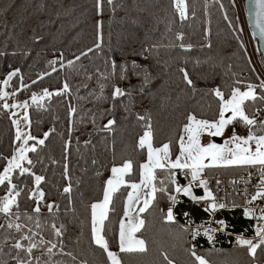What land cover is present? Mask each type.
Instances as JSON below:
<instances>
[{
	"label": "trees",
	"instance_id": "trees-1",
	"mask_svg": "<svg viewBox=\"0 0 264 264\" xmlns=\"http://www.w3.org/2000/svg\"><path fill=\"white\" fill-rule=\"evenodd\" d=\"M186 2L187 19L182 20L172 7L171 0H113L112 5L103 0L100 13H97L95 0H0V52L5 53L0 56V79L11 69L19 67L24 75L23 82L29 85L27 90L18 92L15 99L24 101L31 93H38L44 88L56 91L65 82L69 85L68 92L46 98L44 108L30 104L28 109L33 135L43 138V132L55 129L45 145L38 148L43 163H36L34 170L46 176V182L41 187L48 194L46 202L55 201L59 205L57 215L52 217L42 206L37 217L32 213L34 200H29L27 192H24L18 197V208L13 207V212L20 214V220L15 221V217H11L27 226L25 232L30 234V229L57 244L50 260L49 254L42 248L33 251L34 256L40 257L39 264H80L81 261L110 264L106 253L91 243L89 205L102 198L103 182L109 176L113 162L133 159L134 172L126 179L138 180L139 163L146 159L145 149L136 147L143 133L141 124L144 123L137 120L138 114L150 117L155 146L173 141L174 158L178 151L175 141L179 139V130L188 112L195 113L198 118L211 120L217 117L218 99L210 93L211 88L219 86L227 93L236 80L243 81L240 85L250 81L256 83V73L236 23L237 8L232 0ZM97 20L102 21L99 41ZM178 32L184 34L183 40L176 39ZM96 43L100 44L99 48L94 47ZM181 43L191 45V48H181ZM89 48L91 52L87 51ZM81 52L87 55L77 61L75 58ZM61 54L62 61L58 59ZM260 57L264 63V57ZM51 60H56V64L50 65L48 61ZM69 60L73 61L72 65L68 64ZM113 60L117 65L115 70L111 66ZM133 61L139 67L134 69ZM180 68L189 73L194 89L183 81ZM43 72L50 74L33 85L32 81ZM103 73H111L110 78L103 79ZM121 75L126 79H120ZM19 83V78L14 77L10 81L11 91ZM101 84L106 85L102 92ZM112 84L119 85L126 94L113 100ZM257 92L260 93V90L257 89ZM254 103L257 107L262 106L259 101L246 102L249 112L253 110ZM70 106H75L76 112L72 116L73 131L69 136ZM109 119H114L116 123L110 130L104 129L103 125ZM233 125L239 128L244 124L234 120ZM253 130L258 132V126H253ZM14 136L7 109L0 108V154L11 155ZM65 141H70V194L62 193L68 183L62 178ZM85 141L90 143L86 145ZM29 156L34 162L38 159L36 153H29ZM53 159L56 164L51 163ZM3 164L4 161L0 160V170ZM244 167L216 166L206 171L238 173ZM98 172L100 175H97ZM16 175L19 176V173ZM165 175V172L157 170L158 180L154 183L158 188L161 186L159 180ZM13 183L31 186L32 181L23 177L14 179ZM168 187L172 189L170 183ZM128 189L122 186L114 194L105 221L110 249L118 253L123 264H167L164 255L174 264H198L188 249L204 256L209 264H252L246 246H235L221 237L210 241L201 233L187 239L188 232L180 225V221L184 220L183 213L190 211L196 219L204 215L190 197L182 195L176 200L173 205L174 220H164L166 211L163 205L169 201L171 191L157 192L154 205L141 214L146 224L136 235L145 239L147 252L120 253L118 226ZM5 191L6 185L0 186V196ZM25 213L32 216V220H28ZM226 217L231 230L249 234L248 218L243 213L232 211ZM37 218L40 228L35 226ZM7 221L8 218L0 213V224L6 225ZM53 222L57 227L60 224L65 226L62 237L52 235L49 226ZM6 237L18 239L19 233L14 228L0 229V248H3L0 260H8L9 255L16 254L15 250L9 251L13 240L6 241ZM68 252L76 259L68 256ZM257 261L264 264V246L257 249ZM9 264L12 262L9 261ZM33 264L37 262L33 261Z\"/></svg>",
	"mask_w": 264,
	"mask_h": 264
},
{
	"label": "snow or ice",
	"instance_id": "snow-or-ice-1",
	"mask_svg": "<svg viewBox=\"0 0 264 264\" xmlns=\"http://www.w3.org/2000/svg\"><path fill=\"white\" fill-rule=\"evenodd\" d=\"M109 5L113 4V0H107ZM255 5L256 25L259 29L260 36L264 39V0H253ZM172 7L179 14V17L187 19L188 4L186 0H171ZM95 7L97 13L103 10V0H95ZM223 8V5H221ZM194 14V13H193ZM224 19L227 20L228 16L225 15ZM102 21H96L97 29V41L101 38L100 28ZM184 34L182 32L176 33L177 40H183ZM210 47V45H208ZM94 47L99 48L100 44L96 43ZM181 48H191V45L180 44ZM241 47L243 45L241 44ZM91 52L92 49L87 50ZM4 52H0V56H4ZM87 55L86 52H81L80 56L75 59L78 61L81 56ZM63 60V54L58 58ZM56 60L48 61L50 65H55ZM134 69L139 67L135 61L132 62ZM69 65L73 64L72 60L68 61ZM113 70L116 69V62L111 61ZM63 67V64H61ZM53 72L56 68L53 67ZM182 73L183 81L194 89V83L189 76V73L185 68L179 69ZM50 73L43 72L37 75V79L32 81L35 85L37 80L43 79L44 76ZM139 75V72L135 73ZM103 79L108 80L111 73L101 74ZM19 78V86L16 87L12 92H8L5 88L9 85V82L14 78ZM120 79H126V76L121 75ZM147 74L145 75V83H147ZM24 75L21 73L19 67L13 68L4 75V78L0 80V108L3 109H23V115L18 117V113L11 111L10 118L11 123L15 127V136L13 139V147L11 149L10 156H4L0 154V160L4 161L3 168L0 170V186L6 185V191L4 195L0 196V213L4 214L8 218L5 224H0V229L7 227L8 229H15L19 233V238L6 237L13 240L9 245V251L15 250V255H9L8 260H0V264H33L36 261L39 264L40 257L34 256L33 251L38 248H42L46 253L49 254V260L53 254V249L57 248V244L53 243L52 240H45L40 233L33 232L29 229V232H25L24 229L27 227L24 224L17 223L15 221L20 220V214L13 212V207L18 208V197L22 193L27 192L29 200H34L35 206L32 208V213L36 214L37 217L41 213V208L46 207L48 213L52 217H56L59 205L55 201L46 202L47 193L41 187L42 183L46 182V176L37 174L34 170L36 163H43L42 159L39 158L38 148L44 146L46 140L49 138L50 133L55 129H49L43 132V138L33 135L30 131L31 120L29 116V100L16 101L17 93L21 90H27L29 85L24 83ZM243 81L236 80L235 83L230 87L229 92H224L219 86L211 88L210 93L218 99V115L214 119L198 118L193 112H188L185 117V122L179 130V139L175 141L179 145L178 154L173 158L172 155V140L163 142L159 146H155V133L151 123L150 117L147 115H137V120L144 122L141 124L143 128L142 135L139 136L136 147L139 149H146V159L144 162L139 163V180L129 181L126 176L134 172V160L131 158H124L120 163L113 162L109 169L110 175L103 182L102 198L93 201L90 205V216H91V243L98 246L107 255V259L110 264H123L121 258L116 251L110 249L109 241L106 239L107 226L105 221L108 219L110 212V206L113 203L114 194L117 193L122 186H127L131 189L128 191L127 196L124 200L123 205V216L119 220V234H118V246L120 253H145L147 252V245L145 239L138 237L136 234L145 227L146 221L141 214L146 213L154 205L157 199V192H170L171 189L168 187L169 183L174 186L175 192H183L185 195L191 194V181L189 186H181L177 181V172H184L186 175L190 174L192 181H198L199 185L204 187V196L195 197L194 200L205 201L207 207L204 209L209 214L215 213L218 209H225L228 207L226 203L220 202L209 189L207 188V181L200 179V173L211 165L217 163H223L225 165H236V166H259V179L255 185V191L251 194L250 199L247 200L248 204H252L258 200H264V119H259V114L264 111V80L258 85L247 83L244 85V90L236 85L242 84ZM106 85L101 84V92ZM260 90V93L257 92ZM69 90L67 82L63 84V87L56 91H49L48 88H44L40 93H31L30 101L32 105L37 108H44V101L52 98L53 96H59L61 93H66ZM125 90L117 84H112L111 97L115 100L118 97L125 95ZM13 98L11 104L8 103V98ZM257 102L262 105L261 107L253 104V110L249 112L248 105L246 102ZM76 112L75 106L68 108V134L71 135L73 131V120L72 116ZM231 113L226 117V113ZM234 120H239L247 126V136H240L235 133L232 134L231 138L225 142L223 146L208 143L206 145L201 144L200 137L202 133H209L214 136H220L224 133L227 125H231ZM25 125V129L20 127L21 124ZM116 123L114 119H109L106 124L103 125L104 129L110 130L111 127ZM253 126H258V132L253 130ZM19 142V143H17ZM90 141H85V144H89ZM228 144H233L234 147H228ZM254 145V147H252ZM29 153L37 154V161H33L30 158ZM70 154V141L64 142V164L62 178L68 181L62 189L63 194H70L72 192L71 176L69 173L68 156ZM205 159L209 161L205 164ZM52 164H56V160H51ZM96 161L93 160V164ZM27 165V166H26ZM157 170L165 172L166 175L163 179L159 180L161 185L159 188L154 183L158 180ZM19 173V176L16 173ZM97 175H100L98 172ZM252 174L249 173V176ZM23 177H29L32 181L31 186L27 183L21 185L13 183L14 179H20ZM219 184V181H217ZM148 191L144 192L143 190ZM143 196V198H142ZM170 200H175V196L169 195ZM71 204V200H69ZM134 205H142L140 207H134ZM235 206V205H233ZM259 219L264 220V208L259 209ZM256 210L253 208H245V216H255ZM28 220H32V216L27 213L24 214ZM15 217V221L11 217ZM166 221H173V209L169 207L166 215L163 217ZM215 223L219 226L218 228H204V235L211 241L213 236L211 233L215 231H223L226 227L224 220H217ZM36 228L41 227L40 220L37 218L35 222ZM54 237H62L64 234L65 226L60 224L57 227L56 223L53 222L49 226ZM184 231L191 230L193 238L199 235V231L196 228L188 229L184 228ZM39 236L37 240L36 237ZM256 240L245 239L243 235L236 237V242L240 246H246L247 254L251 258L252 264H258L257 261V249L264 246V225L257 226L255 228ZM27 243H24V242ZM62 244V241H60ZM3 248H0V252ZM62 251V249H61ZM190 254L195 258L198 264H209V261L201 255H197L193 249H188ZM68 256L76 259L71 252L67 253ZM164 259L167 264H174L173 260L169 259L167 255H164ZM80 264H87L86 261H81Z\"/></svg>",
	"mask_w": 264,
	"mask_h": 264
},
{
	"label": "built area",
	"instance_id": "built-area-1",
	"mask_svg": "<svg viewBox=\"0 0 264 264\" xmlns=\"http://www.w3.org/2000/svg\"><path fill=\"white\" fill-rule=\"evenodd\" d=\"M242 2V1H241ZM243 6V5H242ZM257 48V46H256ZM255 48V49H256ZM247 52V51H246ZM146 55V51L143 53V56ZM250 58V63L253 68V71L256 73L257 81L255 85H258L261 80H264V63L263 59L260 57L256 49V53L252 52ZM244 75V74H243ZM246 84V83H245ZM236 85L241 87L244 90V85ZM264 111H261L259 114V119H263ZM259 166H245L238 173H219V171L214 170V172H207L204 169L200 173V179H204L207 181V188L213 196H215L220 202L226 203L228 205L225 209H218L215 213L209 214L205 212L204 209L207 207V203L205 201H197L193 199L195 197L204 196V187L199 185L198 181H192L190 174H185L184 172H177V181L183 186H189V182L191 181V194L185 195L183 192H175L174 186H172V196H175V200H170L163 205L164 209H168L171 207L174 209V203L178 200L182 195L190 197L195 205L199 207L200 210L204 212L203 217L199 219L194 218V215L190 211H185L183 213V219L180 221V225L182 228L198 229L199 233H204V228H218L219 226L215 223L217 220H224L226 227L223 231H215L211 233L213 239L217 237H221L227 243H232L235 246H240L236 242V237L239 235H243L245 239L256 240L255 236V228L260 225H264V220L259 219L260 212L259 209L264 208V200H258L253 202L252 204H248L247 200L250 199L251 194L255 191V185L259 179ZM249 173L252 175L249 176ZM219 181V184H217ZM198 191L199 193L197 194ZM235 205V206H233ZM245 208H253L256 210L255 216H247L249 222V234L234 232L231 230V225L226 223L228 219L226 216L232 214V211H240L244 214ZM187 239H191L192 233L191 230L187 231ZM204 235V234H203ZM207 237V236H206Z\"/></svg>",
	"mask_w": 264,
	"mask_h": 264
},
{
	"label": "rangeland",
	"instance_id": "rangeland-1",
	"mask_svg": "<svg viewBox=\"0 0 264 264\" xmlns=\"http://www.w3.org/2000/svg\"><path fill=\"white\" fill-rule=\"evenodd\" d=\"M232 2L235 5V7L237 8L236 9V12H237L236 13V20H237L236 23H237L238 29L240 30V33H242L241 37H242L244 46H246V48H247L246 51H247V55H248V58H249L251 56L252 52L256 53V49H255L256 48V45H255L256 41L253 40V38H252L253 34H252V32H250L249 28L246 25L247 20H245L244 10H243L244 6H242L241 0H232ZM3 78L4 77H2L0 80H2ZM247 83H251V84L255 85L254 81H250V82H247ZM5 90L8 91V92H12L11 89H10V82H9V85L5 88ZM40 92H38V93H40ZM30 96L28 97V99H26V100H29V104H31ZM16 101H20V100H16ZM12 102H13V98L9 97L8 98V103L11 104ZM0 103H3V101H0ZM11 111L17 112L18 113V117H16V118H19L20 116L23 115V111L24 110L21 109V108L10 109V110L7 109L9 118H10ZM225 115L227 117L228 115H231V113L229 112V113H226ZM10 121H11V118H10ZM12 127H13V134H15V127L13 125H12ZM20 127L22 129L28 130V129L25 128V125L23 123L20 125ZM233 133H235L237 135H240V136H247V134H248L247 126L242 125V127L239 126V128H237L232 123L231 125H227L226 126L224 133L222 135H220V136H214V135H211V134H209L207 132L202 133V135L200 137V141H201V144H204V145H206L208 143H213V144H217V145L223 146L225 144V142L228 141L231 138ZM17 143H19V142H17ZM228 147L231 148V147H234V145L233 144H228ZM252 147H254V145H252ZM145 151H146V149H145ZM178 151H179V146H178ZM178 151H177L176 154H178ZM208 163H209V161L207 159H205V164H208ZM216 166L227 167V165H225L223 163H217V164L211 165L209 167H206L205 169H211V168H214ZM109 175H110V172H109ZM138 180H139V172H138ZM138 180H136V181L138 182ZM171 188H172V185H171ZM128 191H131V189L129 188L127 190V192L125 194L126 196H127ZM143 191L146 192L148 190L145 189ZM172 191H173V188L171 189V195H172ZM126 196L124 197V200H125ZM142 198H143V196H142ZM124 200H123V205H124ZM140 206H142V205H134V207H140ZM165 211L167 212V209ZM90 223H91V217H90ZM118 234H119V227H118Z\"/></svg>",
	"mask_w": 264,
	"mask_h": 264
},
{
	"label": "water",
	"instance_id": "water-1",
	"mask_svg": "<svg viewBox=\"0 0 264 264\" xmlns=\"http://www.w3.org/2000/svg\"><path fill=\"white\" fill-rule=\"evenodd\" d=\"M242 5L244 6L245 20H247L246 25L253 34L252 36L256 41L260 55L264 57V39L261 38L259 29L256 25L255 5L253 0H242Z\"/></svg>",
	"mask_w": 264,
	"mask_h": 264
},
{
	"label": "crops",
	"instance_id": "crops-1",
	"mask_svg": "<svg viewBox=\"0 0 264 264\" xmlns=\"http://www.w3.org/2000/svg\"><path fill=\"white\" fill-rule=\"evenodd\" d=\"M179 146V145H178ZM137 182V181H136ZM123 216V215H122ZM119 227V226H118ZM118 248H119V246H118Z\"/></svg>",
	"mask_w": 264,
	"mask_h": 264
},
{
	"label": "bare ground",
	"instance_id": "bare-ground-1",
	"mask_svg": "<svg viewBox=\"0 0 264 264\" xmlns=\"http://www.w3.org/2000/svg\"><path fill=\"white\" fill-rule=\"evenodd\" d=\"M255 84V83H254Z\"/></svg>",
	"mask_w": 264,
	"mask_h": 264
}]
</instances>
